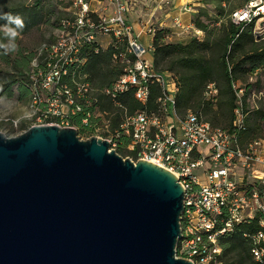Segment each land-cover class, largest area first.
I'll return each mask as SVG.
<instances>
[{
  "label": "built area",
  "instance_id": "built-area-1",
  "mask_svg": "<svg viewBox=\"0 0 264 264\" xmlns=\"http://www.w3.org/2000/svg\"><path fill=\"white\" fill-rule=\"evenodd\" d=\"M64 8L68 16L54 40L43 44L32 62L37 73L23 118L28 127L16 136L35 126L75 128L83 140L108 141L110 150L123 152L124 159L165 168L185 191L178 258L225 264L221 239L236 226L257 220L260 230L245 236L251 241L253 264H264V140L244 148L236 133L213 126L198 112L179 115V81L154 64L158 28L141 22L137 31L129 19L130 0H69ZM261 17L264 0H253L231 19L239 25ZM142 36L151 42L144 43ZM92 45L96 53L112 48V64L122 70L104 88L85 70L84 54ZM154 87L159 94L150 108ZM129 94L144 108L132 111L123 101ZM218 94L217 85L209 83L204 97L214 102ZM238 98L242 104L243 90ZM244 120L238 108L235 126L242 128ZM12 122L16 128L20 123Z\"/></svg>",
  "mask_w": 264,
  "mask_h": 264
},
{
  "label": "water",
  "instance_id": "water-1",
  "mask_svg": "<svg viewBox=\"0 0 264 264\" xmlns=\"http://www.w3.org/2000/svg\"><path fill=\"white\" fill-rule=\"evenodd\" d=\"M184 199L165 168L75 128L0 132V264H194L176 256Z\"/></svg>",
  "mask_w": 264,
  "mask_h": 264
},
{
  "label": "trees",
  "instance_id": "trees-1",
  "mask_svg": "<svg viewBox=\"0 0 264 264\" xmlns=\"http://www.w3.org/2000/svg\"><path fill=\"white\" fill-rule=\"evenodd\" d=\"M52 0H0V99L17 98L28 104L32 97V77L37 73L32 62L37 52L29 53L19 46V35H26L42 26L57 28L68 13ZM253 0H204L193 14V24L204 33L203 39L193 38L188 43L167 42L168 30L158 28L153 38V58L157 69L167 70L179 81L177 96L179 112H198L213 126L236 133L241 146L264 140V108L250 109L249 89L238 88L241 78L264 69V40L255 39L256 20L235 24L232 14ZM69 4V3H68ZM215 6V16L210 15L206 5ZM52 7L54 10H52ZM52 10V11H51ZM57 16L54 17V13ZM20 19L22 26L15 23ZM219 25V26H218ZM14 33V35H13ZM96 45L87 47L85 70L98 87L104 88L115 81L122 70L112 64L113 49L95 52ZM209 83H215L219 94L216 101L205 99L204 92ZM243 92V103L238 93ZM159 90L154 87L149 107H155ZM134 111L142 109L132 94L123 98ZM242 109L245 116L242 128L235 126L236 110ZM10 134L17 135L26 130L27 123L15 129L12 121ZM125 157L123 152H118ZM260 230L258 221L236 226L232 233L221 239L222 261L225 264H253L251 241L245 234Z\"/></svg>",
  "mask_w": 264,
  "mask_h": 264
},
{
  "label": "rangeland",
  "instance_id": "rangeland-1",
  "mask_svg": "<svg viewBox=\"0 0 264 264\" xmlns=\"http://www.w3.org/2000/svg\"><path fill=\"white\" fill-rule=\"evenodd\" d=\"M236 3H240L243 0H235ZM52 5L58 6L57 10H60L59 6L62 8L68 7L69 6V0H52L51 1ZM165 3V1H164ZM166 4V3H165ZM170 5V4H166ZM206 8H208L210 15L215 16V6L212 5H206ZM52 10L53 7H52ZM51 10V11H52ZM196 12V8H195ZM195 14V13H194ZM54 17L57 16V12L54 13ZM193 21V18H192ZM219 26V25H218ZM178 27H181L183 31H186V38L185 39H180V37H176L179 39H173V36H176V34H171L168 31V38L167 42L169 43H188L190 42L193 38H201L200 35H196L195 29H187L186 27L181 24ZM200 31V30H199ZM202 32V31H201ZM255 39L260 41L264 40V17H261L256 21V27H255ZM55 33H56V28L52 26H42L40 29H33L30 32H28L26 35H19V46L24 49L25 51L29 53L37 52L39 53L40 48L43 46L48 41H53L55 38ZM203 33V32H202ZM204 36V33H203ZM237 87L239 88H250L249 89V106L250 109L254 108H264V69H258L254 74L248 75L244 78L240 79V82L237 84ZM245 93V91H243ZM192 111V110H191ZM25 114H28V105L23 102L18 100L17 98H13L10 100H2L0 99V132H3L7 137H14V133L10 134V130L12 129L11 125L8 123L12 120H19L20 123L18 127L15 129H19V127L22 124H25L23 121V118ZM180 116H183L184 114L179 112ZM23 130H19L18 132H21Z\"/></svg>",
  "mask_w": 264,
  "mask_h": 264
},
{
  "label": "crops",
  "instance_id": "crops-1",
  "mask_svg": "<svg viewBox=\"0 0 264 264\" xmlns=\"http://www.w3.org/2000/svg\"><path fill=\"white\" fill-rule=\"evenodd\" d=\"M65 1V0H63ZM204 0H170V5H166L163 0H130L131 13L130 21L135 25L137 31L140 30V23L147 22L156 28L168 30L171 34H176L180 39L186 38V31H183L179 24L187 29L194 28L192 21L195 7ZM65 10V8H62ZM197 30V29H195ZM196 35L203 37L199 30ZM179 39V38H176ZM142 41L146 44L151 42L149 36H142ZM260 168V166H258Z\"/></svg>",
  "mask_w": 264,
  "mask_h": 264
},
{
  "label": "clouds",
  "instance_id": "clouds-1",
  "mask_svg": "<svg viewBox=\"0 0 264 264\" xmlns=\"http://www.w3.org/2000/svg\"><path fill=\"white\" fill-rule=\"evenodd\" d=\"M15 23L17 24V25H20V26H22V21L20 20V19H16V21H15ZM13 35H14V33H13Z\"/></svg>",
  "mask_w": 264,
  "mask_h": 264
}]
</instances>
